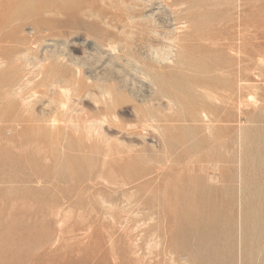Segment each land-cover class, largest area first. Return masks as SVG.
I'll return each instance as SVG.
<instances>
[{
    "label": "rangeland",
    "instance_id": "374dc122",
    "mask_svg": "<svg viewBox=\"0 0 264 264\" xmlns=\"http://www.w3.org/2000/svg\"><path fill=\"white\" fill-rule=\"evenodd\" d=\"M0 58V264H264V0H0ZM25 71L80 80L102 136H13Z\"/></svg>",
    "mask_w": 264,
    "mask_h": 264
},
{
    "label": "bare ground",
    "instance_id": "6f19581e",
    "mask_svg": "<svg viewBox=\"0 0 264 264\" xmlns=\"http://www.w3.org/2000/svg\"><path fill=\"white\" fill-rule=\"evenodd\" d=\"M50 51V50H49ZM52 51V50H51ZM170 54L171 53H167L166 55H164V56H162V57H160V59L162 60V61H166V60H168L169 58H170ZM155 55V54H154ZM31 56V55H30ZM20 57H22V56H20ZM33 57V56H32ZM26 58H27V56H26ZM25 58V59H26ZM58 58V57H57ZM1 59V58H0ZM36 60H37V57L35 58ZM46 59H48V58H46ZM61 59V58H60ZM59 58L57 59V60H60ZM2 60V59H1ZM0 60V61H1ZM4 60V59H3ZM17 60V59H16ZM22 60V59H21ZM20 60V61H21ZM56 60V61H57ZM70 61L72 62V63H75V65H77V66H79V61H76V60H74L72 57H71V59H70ZM5 62V61H4ZM3 62V63H4ZM16 62V61H15ZM19 62V60L17 61V63ZM39 62H41V60L39 59ZM38 62V63H39ZM6 63V62H5ZM13 63V62H12ZM16 63V64H17ZM28 63V62H27ZM30 63V62H29ZM37 62H36V65L38 64ZM47 63V62H46ZM2 64V62H0V67H2L3 65H1ZM7 65H8V63H6ZM5 64V65H6ZM26 64V63H25ZM9 65H10V63H9ZM46 65H48V63L46 64ZM12 66V65H11ZM4 67V66H3ZM13 68H14V66H12ZM21 67H22V65H21ZM37 67H39V69L41 68L42 69V67H43V65H42V67L41 66H37ZM8 68H9V66H8ZM16 69H17V67H15ZM14 68V69H15ZM23 68V67H22ZM32 68V67H31ZM25 69V68H24ZM38 69V70H39ZM76 69V68H75ZM2 70V69H1ZM5 70V69H4ZM7 70V69H6ZM10 70H12V68L10 67ZM17 70H19V66H18V69ZM22 70V69H21ZM32 70V69H31ZM44 70V69H43ZM79 70V69H78ZM77 70V71H78ZM9 71V70H8ZM7 71V72H8ZM12 71H14V70H12ZM23 71V70H22ZM27 71V70H26ZM25 71V72H26ZM10 72V71H9ZM29 72V71H28ZM79 72V71H78ZM3 74H4V72H2ZM31 73H33V71L32 72H30V74ZM40 73V72H39ZM48 73V72H47ZM54 73V74H53ZM53 73H49V74H53L54 76L55 75H57V74H55V72H53ZM57 73V72H56ZM65 73V72H64ZM2 74V75H3ZM16 73H14V75H11L10 76V80H8V82L7 81H5L6 83H5V89H8V91L5 93V94H9L8 95V98H10L9 96L11 95V97L12 98H10V99H7L6 101L7 102H11V104L12 103H14V108H13V111H12V114H10L6 119H5V121H7V123H6V126H7V124H9L8 122H10V127H6V129H9V131H11V133L13 134V136H19V135H23L24 133H26L28 130H30V129H39L40 131H42L41 130V128H42V121H44V123H46L45 125H44V128L45 129H47V131L49 132H51V135L54 137V135H56L55 136V138L54 139H56V137H58V132L62 129V130H64V129H66L67 127H69V126H73V127H75L76 129H80V128H82V126L85 128V133L87 132V135L90 137L91 135H93V133L95 132L96 134L95 135H97V133L100 135V136H102V134H100L99 133V131L102 129V124H104V123H102V121L100 120V119H98V118H94V116H93V120H89V119H85V120H81L80 118L81 117H76V116H74L71 112H73V111H71V110H74V108L73 109H71V105H69V102H70V99L71 98H73L72 97V94H73V91H76V90H80V88H81V82H80V80H77L76 79V81L75 82H72V81H70L68 78H67V75L66 74H62L63 76H61V77H55V78H53V77H44L43 76V78L41 79V80H39V81H36L37 79H35L36 77H37V75H34L33 74V77L32 78H30L29 76V73H27L26 72V74L24 75V73H23V75H18L17 76V74L15 75ZM29 76H28V75ZM48 74V75H49ZM80 74V73H79ZM1 75V76H2ZM32 75V74H31ZM43 75H47V74H44L43 73ZM0 76V77H1ZM35 76V77H34ZM42 76V75H41ZM81 78V77H80ZM79 78V79H80ZM91 81V80H90ZM83 84V83H82ZM2 85H4V83H2ZM42 86V88H44V90H43V92L44 93H46V94H48L49 92H57V93H59V94H61V95H59V96H62V99H61V101L55 106V107H50L51 108V112L52 113H50L49 114V118L46 116V118H42V117H39V116H36V114L34 115L33 113V111H32V109H33V107H34V105L39 101V98H38V96L36 95L37 93L36 92H38L37 90L36 91H34V92H32L31 94H23L25 91L24 90H26L27 88H29V87H31V86H33V87H36V86ZM29 89H31V88H29ZM34 89V88H33ZM53 89V90H52ZM1 92H2V89H1ZM1 92H0V94H1ZM4 92V91H3ZM29 92H31V91H29ZM91 92V91H90ZM39 94V93H38ZM40 95V94H39ZM3 96H4V94H3ZM45 96H47V95H45ZM101 96V95H100ZM107 96V95H106ZM6 96H4V98H5ZM55 97V96H54ZM3 98V97H2ZM103 98V97H102ZM105 98V97H104ZM103 98V99H104ZM108 98V97H107ZM106 99V98H105ZM112 99V98H111ZM5 100V99H4ZM51 101L52 100H54L53 98H51L50 99ZM101 100V99H100ZM72 101H74V100H72ZM104 100H102L100 103H102ZM106 101H107V99H106ZM105 101V102H106ZM112 101V100H111ZM111 101H110V103L109 104H111ZM0 102H3V101H0ZM47 102V101H46ZM75 102H76V100H75ZM78 102V101H77ZM112 102H115V99H114V101H112ZM72 103V102H71ZM70 103V104H71ZM107 103V102H106ZM200 103H202V102H200ZM212 103V102H211ZM11 104H10V106H11ZM44 104H45V102H44ZM108 104V103H107ZM108 104V105H109ZM168 104L170 105V103L168 102ZM103 105H106V104H104V102H103ZM10 106H8V107H10ZM106 107V106H105ZM39 108V107H38ZM6 109V108H5ZM9 109V108H8ZM71 109V110H70ZM80 109V108H79ZM86 109V108H85ZM77 110V109H76ZM81 110V109H80ZM84 110V109H83ZM160 110V109H159ZM204 110V109H203ZM202 110V111H203ZM2 111H4V110H2ZM6 111H7V109H6ZM6 111L4 112V114L6 113ZM98 111V110H97ZM100 111H102V110H100ZM33 112V113H32ZM85 112V111H84ZM103 112H104V110H103ZM165 112V111H164ZM204 113H205V111H203ZM76 113V112H75ZM86 113V112H85ZM105 113V112H104ZM194 113V112H193ZM2 114H3V112H2ZM87 114V113H86ZM111 114V113H110ZM163 114V113H162ZM6 115V114H5ZM105 115H107V114H105ZM113 115V114H112ZM112 115H111V117H112ZM116 115H117V113H116ZM115 115V116H116ZM211 115V114H210ZM96 116V115H95ZM108 116V115H107ZM106 116V117H107ZM110 116V115H109ZM114 116V117H115ZM148 116H149V114H148ZM153 116V115H152ZM201 116H202V113H201ZM204 116V115H203ZM2 116H0V122L2 123V120H3V118H1ZM3 117H4V115H3ZM97 117V116H96ZM100 117V116H99ZM102 117V116H101ZM105 117V116H104ZM119 117V116H118ZM150 117V116H149ZM207 117V116H206ZM108 118V117H107ZM106 118V119H107ZM113 118V117H112ZM116 118V117H115ZM143 118H145V117H143ZM163 118H166V117H163ZM199 118H200V116H199ZM208 118V117H207ZM114 119V118H113ZM119 119V118H118ZM151 119H155V116H153V118H151ZM167 119V118H166ZM201 119V118H200ZM108 120H109V118H108ZM108 120H107V122H108ZM112 120V119H111ZM143 120H145V119H143ZM165 120V119H164ZM206 120V119H205ZM205 120H202V121H205ZM209 120V119H208ZM4 121V120H3ZM83 121V122H82ZM168 121V120H167ZM106 122V121H105ZM106 122V123H107ZM115 122H117V121H115ZM141 122H143V121H141ZM146 122V121H145ZM148 122H149V120H148ZM155 122H157V119H155ZM11 123H13V124H11ZM109 124H110V121L108 122ZM107 123V124H108ZM210 123H212L211 121H210ZM209 123V125L211 126V124ZM152 124V123H151ZM205 124V123H204ZM213 124V123H212ZM144 125V124H143ZM155 125V124H154ZM141 126V125H140ZM144 126H146V125H144ZM149 126V125H148ZM159 126V125H158ZM205 126H206V124H205ZM4 127V126H3ZM2 127V128H3ZM137 128V127H139V124H134L133 125V123H132V126H131V128ZM150 127V126H149ZM151 127H152V125H151ZM70 128V127H69ZM146 128H147V126H146ZM153 128V127H152ZM160 128H161V126H160ZM5 129V128H4ZM73 129V128H72ZM71 129V130H72ZM139 129V128H138ZM205 129V128H204ZM3 130V129H2ZM1 130V131H2ZM61 130V133L63 132ZM70 130V129H69ZM74 130V129H73ZM125 130V129H124ZM0 131V142H1V140H2V136H1V132ZM46 131V130H45ZM81 130H79L78 132H80ZM126 131V130H125ZM131 131V130H130ZM136 131H137V129H136ZM139 131V130H138ZM157 131V130H156ZM4 132V131H3ZM8 131L6 130V133H7ZM33 132V131H32ZM72 132H74V131H72ZM76 132V131H75ZM82 132V131H81ZM83 132V133H84ZM134 132V131H133ZM133 132H131V133H133ZM6 133H4V134H6ZM36 133V132H35ZM60 133V132H59ZM70 133H71V131H70ZM125 133H127V131L125 132ZM7 134H10V133H7ZM41 136L43 135L41 132L39 133ZM75 134H77V132L75 133ZM79 134V133H78ZM134 134H135V132H134ZM3 135V134H2ZM30 135H32V133L30 134ZM80 135V134H79ZM87 135H85L86 137H87ZM127 135H131V134H126V136ZM7 136V135H6ZM33 136V135H32ZM32 136H30V137H32ZM35 136V135H34ZM73 136V135H72ZM75 136V135H74ZM98 136V135H97ZM104 136V139H105V135H103ZM53 137H52V141L54 142V139H53ZM80 137V136H79ZM96 137V136H95ZM94 137V138H95ZM118 137V136H117ZM128 137V136H127ZM130 137V136H129ZM6 138V137H5ZM9 138H11V137H9ZM13 138V137H12ZM11 138V139H12ZM16 138V137H15ZM29 138V137H28ZM59 138V141L61 140L60 139V137H58ZM100 138V137H99ZM112 138V137H111ZM32 139V138H31ZM42 139H43V137H42ZM80 139L82 140V138L80 137ZM91 139V138H90ZM101 139H103V137L102 138H100V140ZM5 140V139H4ZM57 140V139H56ZM86 140H88V141H92V139L91 140H89V138L87 137L86 138ZM97 140H98V138H97ZM106 140L107 139H105L104 140V142H106ZM3 141V140H2ZM6 141V140H5ZM21 141V140H20ZM23 142L25 141V138H24V140H22ZM37 141V140H36ZM44 141H46V140H44ZM48 141V140H47ZM58 141V142H59ZM38 142V141H37ZM63 142V141H62ZM82 142V141H81ZM1 143H3V142H1ZM8 143V142H7ZM12 143V142H11ZM46 143V142H45ZM60 143H61V141H60ZM100 143H103V140L100 142ZM120 143H122L121 141H120ZM125 142L123 141V144H124ZM38 144V143H37ZM42 143H40L39 145H41ZM48 144V143H47ZM53 144V143H52ZM111 144V143H110ZM2 145V144H1ZM3 145H4V143H3ZM5 145H6V143H5ZM4 145V146H5ZM54 145V144H53ZM61 145V144H60ZM91 145V144H90ZM104 145V144H103ZM107 145V144H106ZM3 146V147H4ZM125 146V145H124ZM134 146V145H133ZM25 147H27V146H25ZM37 147H38V145H37ZM46 147H47V145H46ZM108 147V146H107ZM126 147V146H125ZM16 148V147H15ZM21 148V147H20ZM48 148V147H47ZM51 148H53V146L51 147ZM61 148H63V147H61ZM110 148V147H109ZM130 148H132V146H130ZM22 149V148H21ZM20 149V150H21ZM39 149V148H38ZM127 149H129V148H127ZM10 150V149H9ZM46 150V149H45ZM44 150V151H45ZM49 151L51 150L50 148L48 149ZM54 150V149H53ZM130 150V149H129ZM133 150V149H132ZM32 151V150H31ZM30 151V152H31ZM43 151V152H44ZM52 151V150H51ZM59 151V150H58ZM111 151V150H110ZM29 152V153H30ZM46 152V151H45ZM120 152V151H119ZM33 153V152H32ZM31 153V154H32ZM37 154V153H36ZM55 154V153H54ZM57 154V153H56ZM55 154V155H56ZM231 155V154H230ZM19 156V155H18ZM36 157V156H35ZM25 158H26V156H25ZM34 158V157H33ZM37 159V158H36ZM42 159V158H41ZM104 160V159H103ZM54 161V160H53ZM41 162V161H40ZM102 165V164H101ZM100 165V166H101ZM212 166H213V169H217V166H218V164L217 163H214V164H212ZM102 167H104V166H102ZM51 169H53V165L50 167ZM99 170V169H98ZM99 172V171H98ZM106 172V171H105ZM218 176V175H217ZM101 177V176H100ZM99 177V178H100ZM104 178H105V176H104ZM103 178V179H104ZM108 179H110V180H112V178H108ZM116 179V178H115ZM209 179L211 180V181H217L216 179V177L214 176V175H211L210 177H209ZM33 180H34V178H33ZM95 180H96V178H95ZM117 180V179H116ZM37 181V180H36ZM35 181V182H36ZM107 181V180H106ZM113 181H115V180H113ZM33 182V181H32ZM38 182V181H37ZM92 182V181H91ZM94 182V181H93ZM110 182V181H109ZM108 182V183H109ZM125 182V181H124ZM52 183H55V182H53L52 181ZM52 183H50V184H52ZM95 183H96V181H95ZM116 183V182H115ZM41 184V183H40ZM116 184H119V183H116ZM116 184H114L115 186H117ZM122 184H123V182H122ZM120 185V184H119ZM37 186V185H36ZM41 187V186H40ZM88 189H91V188H88ZM113 201V200H112ZM111 201V202H112ZM104 202H106V201H104ZM110 202V203H111ZM114 202V201H113ZM112 204H114V203H112ZM60 209V208H59ZM156 216V215H155ZM154 218V217H153ZM63 219V218H62ZM240 220V219H239ZM150 234V233H149ZM155 236V235H154ZM240 239V238H239ZM157 240V239H156ZM158 244V243H157ZM157 247V246H156ZM158 248V247H157ZM151 252V251H150ZM162 253L163 254H172L173 252H172V248L170 247V246H168L167 244H165V248H164V250L162 251ZM181 260V259H180ZM140 261V260H139ZM172 262H173V260H172ZM175 263H176V261H174ZM171 264V263H170Z\"/></svg>",
    "mask_w": 264,
    "mask_h": 264
}]
</instances>
